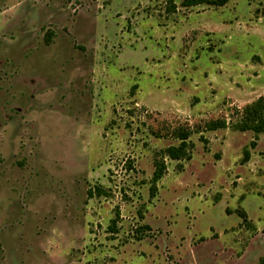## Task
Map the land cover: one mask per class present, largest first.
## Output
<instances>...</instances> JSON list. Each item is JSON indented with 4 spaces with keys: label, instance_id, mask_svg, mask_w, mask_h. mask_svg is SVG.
<instances>
[{
    "label": "rangeland",
    "instance_id": "1",
    "mask_svg": "<svg viewBox=\"0 0 264 264\" xmlns=\"http://www.w3.org/2000/svg\"><path fill=\"white\" fill-rule=\"evenodd\" d=\"M181 2L0 0V264H260L264 134L199 131L264 95V0Z\"/></svg>",
    "mask_w": 264,
    "mask_h": 264
},
{
    "label": "trees",
    "instance_id": "2",
    "mask_svg": "<svg viewBox=\"0 0 264 264\" xmlns=\"http://www.w3.org/2000/svg\"><path fill=\"white\" fill-rule=\"evenodd\" d=\"M230 0H182L181 6L183 8H192L199 6H214L223 7L229 3ZM176 6L172 3L171 9L169 11H175ZM232 128L236 132L246 133L252 132L254 134V140L250 143V146L244 150V155L242 163H248L251 159L250 148H256L257 141L260 135L264 134V95L260 96L255 101L247 104L243 108L233 109L230 120L226 118H220L216 120L208 121L202 127L201 134L203 132H214L219 130H224ZM153 134L158 137H170L172 140L176 141V145H170L165 149L156 152L153 160V177L151 179L150 185V197L153 199L158 193V183L164 178L167 173L166 161H174L178 163V170L183 171V163H188L193 158V151L195 149V144L191 140L194 134L193 129L187 124L176 123L172 124L169 121L163 122L157 129L153 131ZM200 141L204 143L205 148L208 144V139L203 135L200 137ZM132 168V165H130ZM240 217L243 220L242 225L249 224L248 215L244 211H239ZM120 211L116 212V218L111 222L108 227V232L111 234H118L117 225L120 220ZM147 230H151V227H143ZM138 229L136 241L144 240V235ZM260 264H264V257L260 259Z\"/></svg>",
    "mask_w": 264,
    "mask_h": 264
}]
</instances>
